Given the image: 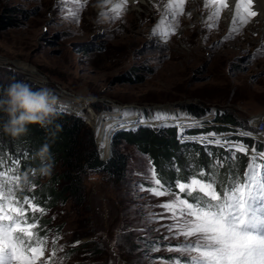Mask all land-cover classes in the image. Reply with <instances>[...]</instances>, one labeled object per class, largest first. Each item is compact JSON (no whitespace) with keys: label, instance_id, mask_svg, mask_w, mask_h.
I'll use <instances>...</instances> for the list:
<instances>
[{"label":"rangeland","instance_id":"1","mask_svg":"<svg viewBox=\"0 0 264 264\" xmlns=\"http://www.w3.org/2000/svg\"><path fill=\"white\" fill-rule=\"evenodd\" d=\"M167 1L114 10L99 0H0L1 22L11 21L7 27H1L0 22V74L8 68L22 81L20 72L50 90L60 87L78 96L75 99L95 100L91 102L94 111L105 107L106 100L123 105H114L104 120L100 116L92 123L100 148V142L107 144L102 128L113 112L122 114V118L142 109L147 120L180 114L187 119L182 120L183 124L201 126L183 132L175 122L165 126L176 127L175 136L183 137L181 143L205 146L202 137L214 132L220 138L228 135L237 144L243 138L240 134L250 133V143L241 140L257 147L258 140L264 141L257 136L260 130L254 125L256 116H264V23L232 26L229 14L209 17L205 22L200 17H208L212 10L190 2H186L183 14L175 16L173 7L172 15H168L164 14ZM157 28L170 34L158 35L153 32ZM53 94L70 97L60 89ZM191 104L206 112L192 117L186 109ZM168 108L173 113L158 115L157 109ZM216 109L233 115L245 127L234 126V134L219 129L221 124L213 113ZM124 110H129L127 115ZM88 112L91 122L93 116H99L93 110ZM154 125L150 127L159 126ZM125 126L133 128L119 123L115 129ZM260 144L259 150L264 148V143ZM121 146L127 157L123 181H106L103 173H89L84 179L86 196L82 205L71 199L38 212L41 220L35 222L34 237L39 238V230L46 232L39 238L43 255L37 264H174L180 257L194 255L180 251L187 240L195 238L182 234L186 221L181 217L179 201L184 197L175 187L200 178L192 171L195 167L189 155L185 156L186 172L175 175L171 185L161 181L156 186L154 180L159 178L151 155L135 145L124 142ZM225 149L221 148L229 156ZM202 150L208 153L207 148ZM235 151L239 152L232 150L231 158ZM246 162L244 173L255 165L264 174V163ZM165 167L179 172L176 162ZM25 176V180L36 179L32 170ZM15 177L1 175L0 183L24 189L21 184L26 181L19 179L17 183ZM46 177L42 176L41 182ZM33 184L26 188H34ZM156 187L165 194L158 197L148 191ZM4 192L9 196L6 189ZM15 200L12 206L19 207ZM165 203L175 207L165 209ZM90 240L92 244H84ZM179 264L185 262L180 260Z\"/></svg>","mask_w":264,"mask_h":264},{"label":"trees","instance_id":"2","mask_svg":"<svg viewBox=\"0 0 264 264\" xmlns=\"http://www.w3.org/2000/svg\"><path fill=\"white\" fill-rule=\"evenodd\" d=\"M10 23L11 21L9 20L1 22V27H7ZM20 80H22V78L14 71L8 68L3 69V72L0 74V99L4 98L5 90L10 84ZM31 86L34 89H38L34 85ZM186 109L196 117L206 112V109H201L196 104H191L187 106ZM165 111L157 109L158 115L166 114L173 110L172 108H168ZM140 113H142V115H140ZM214 115L216 116V121L221 124L218 126L219 129L234 131V126L239 128L245 127V124H242L233 115L227 114L224 111L222 112L221 109H216ZM120 116H122V114L120 115V113L113 112L112 116L105 120V126L102 128V134L107 137V144L105 145L103 141L100 142L101 149L107 155L111 149L110 156L106 161L100 159L94 144L93 132L90 127L87 126L81 117L65 111L56 110V117L53 122L46 127H42L38 123L30 124L28 126V133L19 137H12L4 133L2 127H0V173L3 174L2 176H6L9 179L17 175L19 176L20 182L26 181L25 184H21V186L24 187V189L21 190H17L14 184L5 183L6 190L7 187L10 186L12 190L17 191V193L14 194V198L19 200L17 205H19L20 208L22 207L26 212V217L23 219H27L28 223L41 220L38 212L35 213V221L32 220L33 211L29 204L24 203L25 197H28L31 204L38 206L43 209V211L55 206L58 202L66 203L67 200L71 199L76 205H82L86 196L84 179L89 173H103L106 181H123L127 170V157L121 149V145L124 142L135 145L140 151L150 154L158 178L167 185L173 183L172 179L174 177L178 176L180 173L186 172L184 167L186 166L185 156L187 154L189 155L188 158H190L189 160L192 166L195 167L192 171L197 173L198 176H200V174L210 176L211 179L207 181L212 182L213 187L217 190H219V185L222 183L227 187V182L232 178H237L239 181L242 180L243 170L247 165V158L244 154L236 152L233 158L229 159L227 153L221 150L222 147L220 148L219 146L211 144L203 146L197 142L190 144L187 142L181 143L175 136L176 127L163 128L164 126L174 125L171 123L176 122L178 117L170 118V116H165L166 118L163 117L159 119L153 117L151 120H147L144 119L145 115L143 114V109L139 111V113L136 112L131 116L127 115L122 118ZM90 117L91 116L88 115L91 121ZM0 118H6L3 112H0ZM112 119L117 124H130L133 128H138L134 131L126 130L117 132L112 137L110 147L109 135L112 133V127H108ZM139 121H142V123H138ZM153 123L159 125L157 126L159 128H151L150 126H152ZM222 123L224 125H222ZM57 125L60 127L58 128ZM183 125H185V123ZM242 139L247 143L252 141L250 137ZM45 143L50 146V152L54 158V168L52 174L41 182L40 179L42 175H40L39 172H34L33 169L40 166L41 162L36 157V152ZM256 145L258 149L261 148L260 143H256ZM204 148H207L208 153L211 155L203 152L202 149ZM185 151L187 152L186 154ZM172 161L174 163L176 162L179 172L166 169L165 166L171 164ZM57 166L59 170L56 169ZM209 167L212 169L211 172L208 171ZM17 170L24 173V176ZM31 170L36 179L32 180L31 177H28ZM25 174L28 177L26 180ZM32 181L36 186L34 188H26ZM33 196H35L34 200L31 199ZM5 205L7 206V204ZM46 222L47 220L43 221V224ZM40 228L41 227H39V229ZM45 232L46 230H39L37 232L38 237H42V233ZM90 242L92 241L90 240L84 244H92ZM96 250L98 249H94V251ZM127 264L131 263L128 262Z\"/></svg>","mask_w":264,"mask_h":264},{"label":"snow or ice","instance_id":"3","mask_svg":"<svg viewBox=\"0 0 264 264\" xmlns=\"http://www.w3.org/2000/svg\"><path fill=\"white\" fill-rule=\"evenodd\" d=\"M128 2L129 0H123V5H127ZM219 3L225 9L229 7L226 0H219ZM252 5L253 0H246L243 4L244 23L258 15L252 10ZM168 6L178 7L180 12L177 14H183L185 0H174ZM120 7L117 5V9ZM153 32L165 37L170 34L168 31L161 33L158 28L153 29ZM128 111L124 110L125 115ZM193 127L201 126L186 125L181 132ZM240 135L248 137L251 134ZM202 139L207 145L215 143L227 148L229 159L232 150L240 153L253 151L243 145L233 144L228 135L220 138L213 132ZM208 171H212L211 167ZM14 179L19 182L18 176ZM210 179V176L200 174V178L191 179L190 183L181 182L175 185L184 197L179 201L181 217L186 221L182 234L195 239L187 240L185 246L180 249L184 253L194 255L180 257L179 260H174V264H179L180 260L185 264H264V174L257 170V166L252 165L249 172L245 173L243 182L232 178L227 182V189L222 183L219 190L213 187L212 182H205ZM154 183L160 186L161 180L155 179ZM5 187V184L0 183V264H37L43 255V248L40 246L43 241L34 237L33 229L36 228V224L23 219L26 217L25 210L12 206L13 190L8 186L9 196H5ZM148 191L158 197L165 194L158 187L150 188ZM31 199L34 200L35 196ZM4 201H7V206ZM15 203H19V200L16 199ZM24 203L29 204L33 211L32 220L35 221V213H42L43 209L31 204L28 197L24 198ZM162 207L173 209L175 205L165 203ZM169 230L172 231L171 228Z\"/></svg>","mask_w":264,"mask_h":264},{"label":"clouds","instance_id":"4","mask_svg":"<svg viewBox=\"0 0 264 264\" xmlns=\"http://www.w3.org/2000/svg\"><path fill=\"white\" fill-rule=\"evenodd\" d=\"M56 103V97L47 88L34 89L25 81H15L5 90L4 98L0 99V112L6 116L0 118V127L12 137L27 134L30 124L38 123L46 127L56 117ZM36 157L41 163L33 171L42 176H50L54 168V158L49 144H43L37 150Z\"/></svg>","mask_w":264,"mask_h":264},{"label":"bare ground","instance_id":"5","mask_svg":"<svg viewBox=\"0 0 264 264\" xmlns=\"http://www.w3.org/2000/svg\"><path fill=\"white\" fill-rule=\"evenodd\" d=\"M99 1L102 2L105 7L112 8L114 10H121L125 6L129 7V8L141 7L142 4H150V3L156 2V0H129L127 5H123V0H99ZM136 2H138V3L135 4ZM173 2H174V0H168L167 1L168 5L172 4ZM186 2L192 3V5L195 6V7H201V8L202 7H206V8H209V10H212L213 13L211 12V14L208 17H203V16L200 17V19L202 18V20L205 21V22L208 21L209 17H211L213 19H216L218 16H220L222 14H229L228 23H230V25H232V26L238 24V25H241V26L248 25L250 27V26H254L257 23H264V0H253L252 10L256 11L258 13V15H257V17L251 18L247 23L243 22V18L245 16V12H244V9H243V4L246 3V0H226V2L229 5V7L227 9H225V8H223L221 6V4L219 3V0H189V1L185 0V4H186ZM117 5H120L121 7L119 9H117ZM167 7L168 8L165 9V13L164 14L170 15L171 14L170 7L169 6H167ZM179 11H180L179 8L175 7V16H176L177 13H179ZM164 19H162L161 27H162V25H164ZM37 80L39 82V79H36V81ZM40 85H42V84H40ZM88 115H89V112L87 114V119L89 120ZM179 115L177 116L178 119L175 122V125H177L180 129H185V126L188 123L183 125V122H182L183 119H181V116H179ZM93 117L94 118L92 119V122L89 120L91 125H92V123L95 124V122L98 120V118L100 116H97V117L93 116ZM145 117H144V119H145ZM157 119H159V118H157ZM185 121H187V119ZM191 122H193V121H191ZM254 123H255L254 125H256L258 127V129L260 130L259 135L257 134V136H259L261 139L264 140V116L263 115L256 116L254 118ZM114 124L118 125L112 119V121L109 122V127H108V128L112 127V132H113L114 126H115ZM149 125H141V126H149ZM156 125H154V126H156ZM169 126H172V125H169ZM123 128H127V127H123ZM136 128H138V127H136ZM120 129H122V128H120ZM116 130H118V129H115L114 131H116ZM179 141L183 142L182 139L179 140ZM184 141H186V140H184ZM232 143L235 144L234 142H232ZM236 145H243L246 148L252 149L253 151H250V153L249 152L246 153L247 156H253V155H255L257 153V151L254 148L249 147V146L247 147L241 142L237 143ZM99 151H100L102 157L105 158L103 156V153H102L100 147H99Z\"/></svg>","mask_w":264,"mask_h":264},{"label":"built area","instance_id":"6","mask_svg":"<svg viewBox=\"0 0 264 264\" xmlns=\"http://www.w3.org/2000/svg\"><path fill=\"white\" fill-rule=\"evenodd\" d=\"M4 63H5V61H4ZM15 67H16V65H15ZM19 72V71H18ZM22 75H23V77L25 78V76H24V74L22 73V72H20ZM31 82H34V81H31ZM45 83H46V81H44ZM36 83V82H35ZM40 83H42V82H40ZM32 84V83H31ZM38 84V83H37ZM34 85V84H33ZM36 86V85H35ZM36 87H38V88H45L43 85H40V84H38V86H36ZM56 88V87H55ZM48 89V88H47ZM58 89H60V90H62L63 92H65L66 94H68V95H70V97H67V96H60L59 94H61L60 92H59V94H57V95H54L53 93L54 92H57V90ZM49 91H50V93L54 96V97H56V100H57V103H56V105H55V107H56V110L57 111H65V112H67V113H70V114H73V115H77V116H79V117H81L83 120H84V122L91 128V130H92V132H93V139H94V144H95V147H96V149H97V151H98V154H99V156H100V159L101 160H103V161H106L107 160V158L105 157V158H103L102 157V155H101V153H100V151H99V147H98V143H97V131H96V129H95V127H93L91 124H89V122H88V119H87V114H88V110L90 109V110H93V112L94 113H96L97 115H99V116H101L102 117V120H104L105 118L104 117H106V116H108V114L109 113H111L112 111H113V106L115 105V106H123V105H120V104H117V103H114L112 100H106V103H104L105 104V107H103V108H101V109H99V110H97V111H94V108L92 107L93 106V103H91V102H94L95 100H88V99H84V98H79V99H75V98H77L78 96H75L74 94H72V93H69V92H67V91H65V90H63V89H61L60 87H57L55 90H50V89H48ZM64 97H66V98H68L67 100H64ZM101 100H103V99H100L99 101H101ZM125 106V105H124ZM144 108V107H143ZM213 111V110H212ZM213 113H214V111H213ZM140 115H142V113H140ZM189 115H191V114H189ZM192 117H194V116H192ZM115 125V124H114ZM113 125V126H114ZM118 127V125H115L114 126V130H115V128H117ZM230 127H232V126H230ZM136 128H122V129H118V130H116L117 132H119V131H126V130H132V131H134ZM240 129H242L241 127H240ZM113 130V132L112 133H110V135H109V145L111 144V140H112V137L117 133H115L114 134V131ZM183 137L182 136H179L178 137V140H181Z\"/></svg>","mask_w":264,"mask_h":264},{"label":"water","instance_id":"7","mask_svg":"<svg viewBox=\"0 0 264 264\" xmlns=\"http://www.w3.org/2000/svg\"><path fill=\"white\" fill-rule=\"evenodd\" d=\"M23 80L26 82V83H32V84H34V85H36V86H38V84L37 83H35V82H31L30 80H28V78H24L23 77ZM117 131H115L114 132V134L116 133ZM110 147H111V144H110ZM110 153H111V149H110V152H109V154L107 155V159L109 158V156H110Z\"/></svg>","mask_w":264,"mask_h":264}]
</instances>
